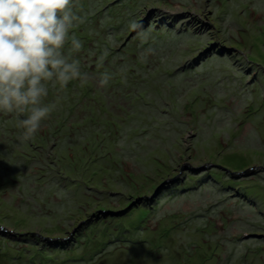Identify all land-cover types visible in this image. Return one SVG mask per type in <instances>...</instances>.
I'll use <instances>...</instances> for the list:
<instances>
[{
    "label": "rangeland",
    "instance_id": "1",
    "mask_svg": "<svg viewBox=\"0 0 264 264\" xmlns=\"http://www.w3.org/2000/svg\"><path fill=\"white\" fill-rule=\"evenodd\" d=\"M95 3L118 50L81 61L95 127L49 131L82 81L29 142L0 113V264H264V0Z\"/></svg>",
    "mask_w": 264,
    "mask_h": 264
},
{
    "label": "clouds",
    "instance_id": "2",
    "mask_svg": "<svg viewBox=\"0 0 264 264\" xmlns=\"http://www.w3.org/2000/svg\"><path fill=\"white\" fill-rule=\"evenodd\" d=\"M73 7V0H0V113L17 117L21 142L31 141L57 110L58 100L45 102L49 85L63 91L74 80L83 82L80 62L70 58L82 47L70 35L81 22ZM139 27L130 24L133 31ZM107 55L105 50L101 63ZM110 79L105 73L99 86L106 87Z\"/></svg>",
    "mask_w": 264,
    "mask_h": 264
},
{
    "label": "trees",
    "instance_id": "3",
    "mask_svg": "<svg viewBox=\"0 0 264 264\" xmlns=\"http://www.w3.org/2000/svg\"><path fill=\"white\" fill-rule=\"evenodd\" d=\"M95 1L96 0H92V1H90V0H73V3H74L73 11L77 16H79L81 18V22H77L74 25V27L75 26L76 27L83 26V25L86 26V25L91 24V28L93 29L91 34H89V32H88V28L85 29V31H84L85 33H80V35L74 29H72L71 33H70V35L72 33H74V34L76 33L75 34L76 37L80 40V42L82 44L81 50L78 52L71 53V57H70L71 59L78 60L80 62V69L82 68L83 65L86 64V63L83 64L81 62V61H83L82 59H85V58L88 59V57L90 56L91 61H100L99 60L100 56L104 53L105 50H107L108 55L103 60L104 64L106 65V63L108 61H110L111 58H113L114 53H116L118 51L115 48H113V49L110 48L108 43H107L108 37L112 34H115L117 29L115 30V28L112 26V21L111 22H110V20H105V22L102 21V19H104V18H106V19L111 18L112 12H110L111 11L110 7H112V6H110L108 8L102 7L98 10L99 7H98V5H96L97 2L95 3ZM70 47H71L70 43L65 45V49H64L65 55H69ZM91 52H93V53L91 54ZM86 71H83L81 69V72H82L83 77H84L83 80H88L90 78L88 76L89 73L90 74L93 73L92 69H90V68H87ZM85 78H88V79H85ZM78 81H82V80L78 79V80H74V81L70 82L67 85L66 89H70L72 86L78 87V83H79ZM74 84H76V85H74ZM83 85H84L83 91L84 90L87 91V92H85L86 95L82 96L77 91V93H75V95H78V96L72 97V99H70V102H69L70 105H68L65 109H63L62 113L57 114V112H54V114L57 116L54 118L55 120H54L53 128L49 131L52 132V134L54 133L55 136H57L56 137L57 140L61 139L62 136H60V134L64 128H72V127H74V125L79 129L83 126L86 127V125H87V127L88 126L95 127V122L97 121V120H95V116L97 114L96 107L98 108V110L100 109L99 104L95 105V102H94L95 97L98 95V93H96L95 91H93V94L88 92L89 91L88 88L93 89V85L91 84L90 81H83ZM50 92H51V87L49 85V93H48L49 95H50ZM96 102H97V100H96ZM92 117H94V119ZM22 118L23 117H21V119ZM19 134L21 135V132H19ZM40 138L44 139L43 136H40ZM61 143H63V141ZM36 147L41 150V148H40L41 145H36ZM5 149H6V147H5ZM12 151H13V149H11L10 153ZM35 154H37V153H35ZM17 155H18V157L20 156L21 158L20 157L16 158L17 159V161L15 163L16 165H18L19 163H22V161H24L25 164H27V163L31 164L32 161L34 160V159L32 160L33 156L29 157V158L25 157V156H28V154L24 155V152L22 154L19 152ZM22 157H24V158H22ZM17 169L19 170V168H17ZM34 170H35V173H32V171H34ZM34 170L32 169L31 173L29 175H26L25 180L27 182L34 181V177H36V175H37L36 173H38V170H36L35 168H34ZM40 173H41V171H40ZM18 177H19V174H18ZM6 182H8V181H6ZM50 184L55 185V181L52 180L50 182ZM164 184H165V182H164ZM164 184H162V185H164ZM2 185L3 184L0 183V189L2 188ZM20 189H21V187H20ZM159 189H161V187H159L156 190L158 191ZM162 189H165V188L162 187ZM172 189H173V187H172ZM123 229H125V228H123Z\"/></svg>",
    "mask_w": 264,
    "mask_h": 264
},
{
    "label": "water",
    "instance_id": "4",
    "mask_svg": "<svg viewBox=\"0 0 264 264\" xmlns=\"http://www.w3.org/2000/svg\"><path fill=\"white\" fill-rule=\"evenodd\" d=\"M205 165H203V166H200V167H193V168H191V171L193 172V171H196V172H198V171H201L202 169H203V167H204ZM248 169H250V168H248ZM165 181H163L162 183H164ZM1 229H4V228H2V226H0V230ZM254 234H249V235H244V238L245 239H247V238H249L250 236H253Z\"/></svg>",
    "mask_w": 264,
    "mask_h": 264
}]
</instances>
